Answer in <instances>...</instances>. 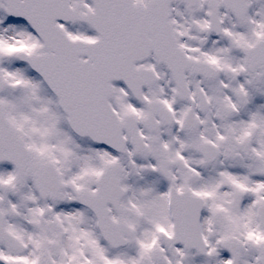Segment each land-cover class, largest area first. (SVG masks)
Masks as SVG:
<instances>
[{
	"label": "snow or ice",
	"instance_id": "1",
	"mask_svg": "<svg viewBox=\"0 0 264 264\" xmlns=\"http://www.w3.org/2000/svg\"><path fill=\"white\" fill-rule=\"evenodd\" d=\"M0 264H264V0H0Z\"/></svg>",
	"mask_w": 264,
	"mask_h": 264
}]
</instances>
